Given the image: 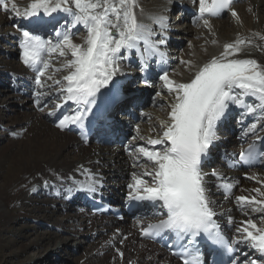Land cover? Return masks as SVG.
Masks as SVG:
<instances>
[{
	"label": "bare ground",
	"instance_id": "obj_1",
	"mask_svg": "<svg viewBox=\"0 0 264 264\" xmlns=\"http://www.w3.org/2000/svg\"><path fill=\"white\" fill-rule=\"evenodd\" d=\"M5 2L11 7L13 0H5ZM14 2L18 10L23 11L31 0H14ZM160 8L166 10L160 16L167 17L169 24L166 32L167 44L161 46V51L166 53L165 58L171 64L168 73L172 80L188 82L196 67L219 55L225 43H232L238 38L251 43L242 45V52L237 58L255 59L264 65V0H237L220 18L205 15L203 19L209 20L208 27L204 26L203 19L198 15V0L195 2L194 0H137L135 7L137 19L159 32L160 29L154 23V18L160 17L156 16ZM175 8L178 17H171V12ZM231 10H235L238 15L233 16ZM12 15L11 11L6 12L0 8V52L4 50L5 53L4 56H0V81L11 82L10 90L0 87V108L9 107L10 110H16L15 116L8 117V123L4 126H11L14 123L17 126L10 131H14L11 137L0 129V141H4V145L0 146V264H7L15 256L13 247L17 246L19 251H23L33 245H38V250H33L37 251L28 255L26 262L22 263H37L43 257L49 261L48 263L55 264L56 259L53 255L57 254L56 249L65 247L75 237L78 238L77 243L84 244V239H87L88 247L86 249L82 245L79 246L78 249L83 248L81 249L83 253L80 255L70 253V261L73 260L74 264H180L164 249L141 240L137 235L138 228H143L156 219L154 214L157 211L147 208L148 205L144 204L140 212L143 214L148 211L149 218L127 220L119 225L114 219L91 216L86 213L88 211L83 206L76 204L77 199L71 198L75 189L82 188L92 174L100 179L102 186L99 191L102 193L111 192L119 200L129 198L130 189L127 186L133 183V173L140 176L145 169L151 170L152 163L141 158L138 165L134 159L130 161L127 154H123V148L83 141L75 130L76 125L63 130L57 126L58 119L63 114L73 111L76 105L69 103L56 109L55 105L59 102L58 96L55 95L56 87H49L52 81L47 77L51 75L53 79H60L66 75L67 70L54 72L53 69L60 67L66 59H71V56L69 54L61 57L59 53H53L51 56L43 54L44 59H50L51 67L41 77L45 87L39 88L34 83L36 70L24 65L20 58L22 37L19 29L7 25L13 20ZM225 16H228V19H225ZM18 24L22 27L27 26V22L23 20ZM72 31L74 42L82 44L87 35L85 30L79 27ZM50 33L48 38L52 37L51 30ZM39 34L42 35L43 30ZM175 39L178 41L175 42ZM7 42L10 43L9 47L5 46ZM171 45H174L173 49H170ZM179 45H182L181 49ZM5 48H9L8 52H5ZM124 55L127 58L121 61V71L114 77L118 86L140 74L137 70L129 69L138 60L135 50ZM13 58L19 61H14ZM182 60L191 61L192 66L182 64ZM159 76L155 75V80H152L149 86L141 87L136 83L133 86L132 90L136 89L137 95L140 96L135 100L148 99L149 105L142 112H139L137 107L134 109L132 107V110H124L119 114L120 123L129 125L130 129L133 128V135L125 143L124 148H134L137 144L147 146V139L156 138L161 131L159 121L168 119L174 96L167 91ZM13 87L18 89L14 91ZM4 89L11 92L6 94ZM20 91L25 93V98L17 101V96L22 94ZM35 92L49 94L40 98L39 106L34 103ZM51 112H55V115H49ZM135 115L140 120L133 123L132 119ZM247 118L249 117L240 116L237 124L231 122L229 125L217 128L219 137L217 144L227 149L241 151L252 139L264 133V120L257 123L253 132L249 130L253 118L247 126L244 122H240ZM229 127L234 128L233 135L228 132ZM133 137L138 138L133 140ZM214 153L216 161L211 167H215L217 172L226 178L221 182L235 185L236 192H239V187L246 193L248 187L264 185V169L228 170L221 167L217 150ZM203 171H210L209 166L204 167ZM50 178L51 183L43 186ZM144 179L151 183L149 177L145 176ZM207 179L209 193L216 191L217 186H214L213 178L209 176ZM235 191L227 196L222 194L208 196L212 202L211 207L218 214L217 218L223 220L225 217H231L235 227L250 217L255 221L251 215L241 217L237 214L236 211L240 208L236 197L239 196H235ZM66 210H71V214L65 213ZM62 213H64L62 217L55 218L57 214ZM27 220L29 222L24 223ZM71 221L75 223L74 227H71ZM41 226H45L47 230L38 232ZM61 232L67 233L64 238L59 237ZM54 238L56 242L52 243V246L56 252L49 254L48 245L54 241ZM24 240L26 243L23 242ZM117 249L123 253V257L117 253ZM62 262L72 264L65 263L63 258Z\"/></svg>",
	"mask_w": 264,
	"mask_h": 264
},
{
	"label": "snow or ice",
	"instance_id": "obj_2",
	"mask_svg": "<svg viewBox=\"0 0 264 264\" xmlns=\"http://www.w3.org/2000/svg\"><path fill=\"white\" fill-rule=\"evenodd\" d=\"M231 3L232 0H198V15L201 19L206 14L220 16L230 10ZM136 4L137 0H31L20 11L14 0L11 7L5 0H0V8L11 11L12 19L18 18L31 26L15 25L22 37L20 58L24 65L36 70L35 85L41 89L45 87L41 77L51 67L50 59H44L43 54L71 56L53 69L54 72L67 70L66 75L60 79L47 77L52 81L49 87H56L55 95L59 98L56 109L69 103L76 105L73 111L58 119L60 129L71 125L84 129L89 115L99 119L107 112L117 96L118 85L114 77L121 71V61L127 58L124 53L135 50L144 70L153 57H158V62H166V53L161 51V46L167 44L168 18H154L160 29L156 32L137 19ZM231 14L238 15L235 10H231ZM203 24L208 27L209 20L203 19ZM79 27L87 33L82 44L75 43L72 38V30ZM44 29L51 30V38L45 39L39 34ZM246 43L251 41L238 38L225 43L219 55L195 68L188 82L174 81L167 71H163L159 79L174 96L168 119L159 121L161 131L156 138L147 139V146L137 144L129 148L136 164L141 158L152 163L151 170L145 169L140 176L133 173V183L127 186L129 198L149 201L153 207L159 206L165 212L163 219L143 227L141 235L173 238L176 243L170 247L173 255L181 256L182 264H203L201 245H207L211 251H217L214 246H220L232 253V264H258L257 259H249L246 252L235 256L237 246L244 245L257 252L264 264V215L259 217V226L251 217L241 221L236 226L234 241H229L215 219L217 213L211 207L207 187L209 176L217 180L226 178L216 169L203 171L210 149L219 139L217 128L233 109H239L242 117L253 118L250 131L254 132L257 123L264 120V65L255 59L237 58ZM181 63L192 66L191 61L182 60ZM45 95L49 94L35 92L34 103L39 106L40 98ZM49 115H55V112ZM254 155L264 158V139L257 138L240 153V160L249 162ZM145 176L151 183L144 179ZM100 185V179L92 174L80 190L85 194L96 193ZM217 187L231 189L233 185L225 182ZM254 191L264 196L259 188ZM236 202L245 215H248L246 205L251 206V212L264 213V199L239 196ZM229 223H234L231 217ZM117 253L123 257L119 249Z\"/></svg>",
	"mask_w": 264,
	"mask_h": 264
},
{
	"label": "rangeland",
	"instance_id": "obj_3",
	"mask_svg": "<svg viewBox=\"0 0 264 264\" xmlns=\"http://www.w3.org/2000/svg\"><path fill=\"white\" fill-rule=\"evenodd\" d=\"M172 16H173V14H171ZM171 16V17H172ZM225 19H228V16H225ZM18 22V20H11L9 23H7V25L10 27V28H13V27H15V25H16V23ZM79 33H81V32H79ZM45 38V37H44ZM5 46H7V47H9L10 46V44L7 42V43H5ZM6 50L8 51L9 50V48H5V52H6ZM5 55V53H4V50H3V52H2V50H1V52H0V56H4ZM15 59V60H14ZM13 60L14 61H19V59H17V58H13ZM1 78V77H0ZM21 82H23V81H21ZM21 82H19V83H21ZM11 82L10 81H8V80H2V81H0V87H2V88H8L9 90L11 89ZM132 86V84L131 83H129L128 84V86H127V88H126V90H128V89H130V87ZM129 87V88H128ZM19 88H21V87H19ZM6 89H4V91H6V94H8V92H11V91H8V90H6ZM18 89V88H17ZM14 90V89H13ZM15 91V90H14ZM21 92V91H20ZM19 93V92H18ZM22 93V92H21ZM24 93V92H23ZM1 96H3V94L1 95ZM22 98H25V94L23 95V94H20L19 96H17V98H16V100L17 101H20ZM15 114H16V110H10L9 109V107H1L0 108V115H1V117H2V121L0 122V129L2 130L3 129V131L5 132V133H8L7 135H8V137H11V135H12V133L14 132V131H12V132H10L11 130H14L17 126H16V123H14L13 125H11V126H4V124H7L8 122H7V119H8V117H12V116H15ZM8 125H10V124H8ZM6 143V142H5ZM91 144H93L92 142H91ZM2 145H4V141L3 140H1L0 141V146H2ZM128 158H129V160L130 161H133L132 160V155H128ZM139 165V164H138ZM256 171V170H255ZM51 181H52V179L50 178V180H47V182H45V184L43 185V186H46V185H48V184H50L51 183ZM264 184V183H263ZM257 188H259L260 189V191L261 192H264V185H259V186H257V187H248V189L249 190H247V192L245 193V192H243V191H241V188L239 187V192H236L235 191V196H250V197H252V196H256L257 197V199H264V196H260L257 192H255L254 190L255 189H257ZM218 190V189H217ZM217 190H216V192H217ZM237 190V189H236ZM220 194V193H219ZM217 195V194H216ZM56 204H54V206H55ZM250 208V209H249ZM245 210L248 212V215H245V214H243L242 213V215L243 216H245V217H248V216H252L254 219H255V221H257L256 223H257V225L259 224H261L260 223V216L261 215H264L263 213H258V212H256V213H254V212H251V206H248L247 208H245ZM88 211V210H87ZM240 211V210H239ZM89 212V211H88ZM88 212H86V213H88ZM242 212V211H241ZM65 213H67V214H71V210H66V212ZM64 213H62V214H57L56 216H55V218L56 217H60L61 215H63ZM62 217V216H61ZM135 221V220H134ZM17 222H19V221H17ZM29 222V220H27V221H25L24 223H28ZM115 222V221H114ZM115 223H117V224H119L117 221L115 222ZM70 224H72L71 225V227H74L75 226V223L73 222V221H71L70 222ZM16 225V224H15ZM120 225V224H119ZM41 229V230H40ZM43 230V231H42ZM47 230V228H45V226H41L39 229H38V232H44V231H46ZM65 234H67L66 232H63V234H62V232L61 233H59V237H61V238H64V235ZM77 239L78 238H74V240L73 241H71L68 245H66L65 247H61V248H58V249H56V250H58L57 252L55 251V249H54V247L52 246V243L54 244L56 241H55V238H54V241H52L49 245H48V247H50V250H49V254H51V253H57V254H54L53 256H54V259H56V261H55V264H63L64 262H62V258H63V260L65 261V263H72V264H74L72 261L73 260H71L70 261V258H71V256H70V253H77L76 255H80V254H82L83 253V251L81 250V249H83V248H86L87 249V245H86V242H87V239H84V244H83V242H81V243H77ZM24 243H26V241L24 240L23 241ZM83 246V248H79L78 249V247L79 246ZM39 246L38 245H33V246H28L26 249H24L23 251H19L18 249H17V246H15V247H13L12 248V250L13 251H15V253L16 254H14L15 256H13L10 260H9V262L7 263V264H24V263H22V262H26V260H27V257H28V255H30V254H34V252H36L38 249ZM35 249H37L36 251H33V250H35ZM72 250H74V251H72ZM79 250V251H78ZM33 251V252H32ZM62 252H64V253H62ZM80 252V253H79ZM62 253V254H61ZM59 256H61L62 258H60ZM49 261H47L45 258H41V261L40 260H38V262L37 263H33V264H50V263H48ZM26 264H32V262H27Z\"/></svg>",
	"mask_w": 264,
	"mask_h": 264
}]
</instances>
